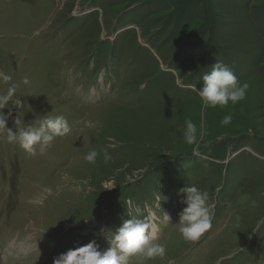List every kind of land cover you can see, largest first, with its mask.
Segmentation results:
<instances>
[{
	"label": "rangeland",
	"instance_id": "obj_1",
	"mask_svg": "<svg viewBox=\"0 0 264 264\" xmlns=\"http://www.w3.org/2000/svg\"><path fill=\"white\" fill-rule=\"evenodd\" d=\"M217 60L249 87L202 117L192 86ZM0 72V97L16 84L23 105L2 110L8 128L70 126L36 156L0 132V264L103 251L142 215L166 249L145 264H264V0H0ZM192 185L214 205L195 242L176 225Z\"/></svg>",
	"mask_w": 264,
	"mask_h": 264
},
{
	"label": "clouds",
	"instance_id": "obj_2",
	"mask_svg": "<svg viewBox=\"0 0 264 264\" xmlns=\"http://www.w3.org/2000/svg\"><path fill=\"white\" fill-rule=\"evenodd\" d=\"M0 80L8 83L12 77L0 72ZM201 80L202 87L199 90L195 85L192 88L202 102V117L209 108H226L230 103L235 105L243 101L249 87L247 83L239 81L232 68L218 60ZM17 87L16 84H11L6 95L0 97V132H6L7 143L18 144L28 155L43 154L54 140L70 132V126L64 116L57 115L44 119L39 126H21L15 130L8 128L6 125L11 113L5 114L2 110L9 102L17 109L23 107L19 97L13 101ZM231 120L232 116L226 115L221 124L228 125ZM183 137L186 144L198 146L197 125L191 119L185 121ZM97 156V151L92 150L84 159L95 164ZM109 159L110 156L105 151L104 160ZM180 194H183L181 202L186 206L178 214V232L185 241H198L212 226L214 205L210 203L209 193L195 185L179 189L178 195ZM163 216L167 221L171 219L167 214ZM165 254V245L154 241L150 224L144 220L129 218L111 235L107 249L100 250L97 240L93 239L83 246L74 247L54 257L52 264H131L133 260L136 264H145V261L163 258Z\"/></svg>",
	"mask_w": 264,
	"mask_h": 264
},
{
	"label": "bare ground",
	"instance_id": "obj_3",
	"mask_svg": "<svg viewBox=\"0 0 264 264\" xmlns=\"http://www.w3.org/2000/svg\"><path fill=\"white\" fill-rule=\"evenodd\" d=\"M153 229L151 228V233H153V231H152ZM20 247H24V246H20ZM21 250V248L19 249V251Z\"/></svg>",
	"mask_w": 264,
	"mask_h": 264
}]
</instances>
